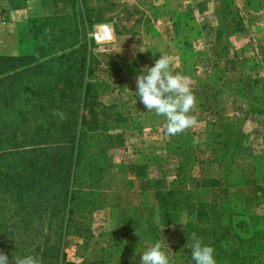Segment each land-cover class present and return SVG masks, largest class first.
Returning <instances> with one entry per match:
<instances>
[{
    "label": "rangeland",
    "instance_id": "374dc122",
    "mask_svg": "<svg viewBox=\"0 0 264 264\" xmlns=\"http://www.w3.org/2000/svg\"><path fill=\"white\" fill-rule=\"evenodd\" d=\"M84 1L86 10L91 11L95 19L103 21L94 24L89 34L96 44L90 53V63L94 67L92 79L97 94L92 108H88L99 114L96 117L103 129L87 131L84 137L80 160L72 167L75 172L74 199L71 203L67 199L62 213L51 209L54 199L46 196L57 191L55 184L50 191L46 184L49 183L47 176L59 177V164L52 167L51 174L39 172L41 163L36 167L24 164L29 169L21 171L18 184L27 190L20 191L19 188L20 195L15 191L13 166L8 167L9 182L5 185L6 190L0 193V253L7 255L8 264H15L17 258L28 255L39 258L41 264H119L121 254L137 257L127 264H139L141 254L160 241L170 264H195L188 255L195 233L202 245L214 248L216 264H250L251 257L253 263L257 264L258 260L264 263V0H231L230 5L225 3L227 0H195L198 10H211L205 13L207 22L210 24L211 21L219 31L212 39V30H207L205 38L212 45H206L211 50L202 61L203 67H207V75L203 73L202 78L220 81L224 93L234 94L224 109L215 108L212 106L215 92L210 91L212 86L208 83L210 96L202 107L206 113L200 115L207 122L214 121L219 131L221 129L223 137L215 141L228 143L229 152L223 155L225 162L211 164L208 161L205 166H199L198 162L208 156L197 150L191 151L190 137L185 131L172 137L168 135V140L173 139L172 144L184 155L181 161L150 164L141 170L124 162V159H131V153L140 152L143 147L136 143L144 131L143 119L133 110L132 95L136 93H132L133 89L122 91V68L117 73L104 68L108 63L114 65L113 52L107 58L101 57L100 50L108 48L109 43L96 37L95 33L105 32L107 26L117 36L118 41L112 39L116 45L119 42L135 48L144 41L148 43L147 37L142 38L143 25L149 22L146 7L140 0ZM169 2L173 9L180 8V0ZM20 3L15 0V4ZM64 4L70 9L52 15L79 13L80 6L72 0H66ZM41 16L51 15L29 19ZM5 21L0 20V25ZM159 47L161 51L157 49V55H166L171 60L177 57L171 44L163 41ZM171 71L177 74L180 70ZM226 78L228 83L223 82ZM123 135L128 140L120 145L118 142ZM149 147L156 150L153 143ZM229 155L231 159L227 166ZM242 179L243 184L236 185ZM33 180L38 184L31 189ZM129 183L141 189L143 196V227L136 243L128 241L130 236L125 233H118L122 205L120 189H126ZM160 195L168 204L180 205L182 210L200 198L215 203L218 210L213 213L205 208L201 219L197 215V218L191 216L188 211L186 215V209L177 216L174 211L168 212L170 207L159 206ZM42 196L48 201L41 205L35 199ZM33 203L39 207L37 212L31 210ZM66 221L71 233L64 236ZM226 226L234 227L233 234L226 230L224 235H218L217 230ZM237 248L241 253L232 256Z\"/></svg>",
    "mask_w": 264,
    "mask_h": 264
},
{
    "label": "trees",
    "instance_id": "16d2710c",
    "mask_svg": "<svg viewBox=\"0 0 264 264\" xmlns=\"http://www.w3.org/2000/svg\"><path fill=\"white\" fill-rule=\"evenodd\" d=\"M93 1L99 3L109 0ZM72 2L77 5L81 2L78 8L79 13L29 19L28 37L19 38V41H24L23 51L17 55L0 54V193L6 190L5 185L9 182L7 175L9 166H13L11 172L15 176V191L20 195V191L27 190L18 184L21 171L29 169L24 164L36 167L38 163H41L39 172L46 171L48 174L52 173V167L59 164L57 168L59 177L52 179L47 176L49 183L46 184L48 191L53 184L57 186V191L46 196L54 199L51 209L59 210L61 213L64 211L67 199L69 203L74 199L72 182L75 179V172L74 169L72 171V167H76L77 161L80 160V149L84 137L87 131L103 129L96 117L99 114L95 113L94 109H88L92 108L97 94L94 91L92 79L94 67L90 63V53L96 44L89 34L92 33L94 24L103 23V21L95 19L91 11L86 10L88 8L84 0H72ZM225 3L230 5L232 1L227 0ZM167 4L168 14L172 20L181 21L187 18L188 13L178 7L173 9L169 0ZM148 18L150 21L151 18ZM54 110L65 113L66 119L59 120L53 115ZM213 137L220 140L223 137L221 129L216 131ZM189 139L191 151L195 152L196 147L192 146V140ZM219 140L213 150L224 159L225 152H229L228 143L224 142L225 147ZM173 142V139L168 140L166 149L169 152L178 150L176 153L180 154L178 146H174ZM230 156L226 157L227 166ZM215 162L224 163L225 161H211V164ZM35 184L38 183L33 180L31 189L35 188ZM242 184L243 179L236 185ZM19 188L20 191H18ZM35 200L42 205L48 201V198L42 196L36 197ZM36 204L33 203L32 212L35 209L36 212L39 210ZM159 206H165L166 209L170 207L168 212L174 211L177 216L186 209V215L188 211L191 216L194 215L196 218L198 216V219L203 217L205 208L213 213L214 210H218L215 203H209L201 198L196 199L194 203H188L182 210L176 203L168 204L161 195ZM181 206L183 208L182 204ZM68 208L70 209L69 205ZM215 213L219 214V212ZM228 226L219 228L218 235H224L223 232L226 230L233 234L234 227ZM67 227L66 221L64 236L71 233ZM212 231L216 232V230ZM240 251L237 248L232 256H237L241 253ZM188 255L191 256V248L188 250ZM252 260L251 257L250 264H256ZM121 264H127V262ZM236 264L239 263L236 262ZM257 264L264 263L258 260Z\"/></svg>",
    "mask_w": 264,
    "mask_h": 264
},
{
    "label": "crops",
    "instance_id": "0c3cea01",
    "mask_svg": "<svg viewBox=\"0 0 264 264\" xmlns=\"http://www.w3.org/2000/svg\"><path fill=\"white\" fill-rule=\"evenodd\" d=\"M65 1L23 0L22 2L20 0V4H15V0H4L8 8L6 21L0 25V54L17 55L21 53L24 41H19V38L25 39L28 37L29 18L38 15L62 14L65 10L70 9L64 4ZM134 1L136 2L137 0ZM140 1L143 2L146 12L151 18L147 24L143 25L145 32L142 34V38L147 37L148 43L144 41L142 45L140 44L139 47L135 48H133L134 45L127 46L119 42L116 45L112 39L118 41L117 36L106 26L105 32L99 31L95 35L106 40V44L109 43L108 48L100 50L101 57L107 58L110 52H113L111 60L115 61V63L114 65L108 63L104 68L116 73L119 68H122L120 71V73L122 72L120 75L123 86L122 91H131L133 89L132 93H136L137 87H135L136 83L133 84V79L136 80L143 69L152 67L155 61L160 58L156 51L157 49L161 51L159 44L161 45L163 41L171 44L175 48L177 57L171 60L170 70L179 69L180 71H177V74L190 78L192 82L190 88L197 102L196 109L189 114L195 116L197 123H200V125H198L199 127L195 125L186 130L185 134L191 138L192 146H195L197 151H200L203 156H208L206 159L200 160L203 162L198 163V165L205 166L209 163L208 161H225L219 154H215L213 150L218 143L214 141L217 138L213 137L214 133L219 129L218 126L216 127L212 120L207 122V120H203V117H200V115L204 116V113H206L205 110H202V107L204 108V104H206L204 101L207 100L208 95L210 96L209 91H207L209 88L208 83L212 86L210 91L215 92V100H212V103H215L212 106L215 108L224 109L225 103L234 97L233 92L224 93V88L219 84V80V82H214L208 78L207 80L202 78L203 73L207 75V67H203L202 61L205 60L204 56L210 55L208 51L211 50L206 48V45H212L205 38L207 30H212V39L218 35L217 32L219 33L216 27H213L211 21L210 24L207 22L208 15H205V13L211 10H198L195 0H180V10L188 13V16L181 21H175L168 14L167 0ZM214 16H216V13H214ZM124 41L125 39H122V42ZM134 49L136 51H133ZM119 57L122 58L119 60ZM225 80L222 81L229 82L228 78ZM132 96L133 104L136 101L135 105H133V110H135L136 115L143 119L142 124L144 125V131L139 139H136V143L139 142V145H143V147L140 148V152L134 151V153H131V159H124L125 164L135 170H141L150 164H171L172 161H181L183 159L181 154L169 152L166 149L169 136L166 132L165 118L157 116L154 112L147 111L137 94ZM205 109L207 110L208 108L206 107ZM213 126L216 128L213 129ZM127 140L128 138L123 135L118 143L123 145ZM151 143L156 146L154 148L156 150H150L149 144ZM120 190L122 205L121 225L118 228V233H125L130 236L128 241L136 243L135 239L138 238L143 227L142 190L132 187L130 183L126 189ZM135 258L137 257L121 254L119 255L121 260L119 264L131 262V259Z\"/></svg>",
    "mask_w": 264,
    "mask_h": 264
},
{
    "label": "clouds",
    "instance_id": "9594fccd",
    "mask_svg": "<svg viewBox=\"0 0 264 264\" xmlns=\"http://www.w3.org/2000/svg\"><path fill=\"white\" fill-rule=\"evenodd\" d=\"M170 64V57L160 55L152 67L143 69L136 78V94L147 111L165 118L166 132L172 137L197 124L195 116L189 114L196 109L197 102L190 88L192 83L190 78L173 74ZM53 115L61 121L66 119V114L60 110H54ZM192 236L191 257L195 264H216L214 248L202 245L195 233ZM162 248L160 241L154 243L141 254L139 264H170ZM8 261L7 255L0 253V264H8ZM15 264H41V261L35 256L28 255L17 258Z\"/></svg>",
    "mask_w": 264,
    "mask_h": 264
},
{
    "label": "built area",
    "instance_id": "2783aa9c",
    "mask_svg": "<svg viewBox=\"0 0 264 264\" xmlns=\"http://www.w3.org/2000/svg\"><path fill=\"white\" fill-rule=\"evenodd\" d=\"M7 5L4 0H0V20L6 19Z\"/></svg>",
    "mask_w": 264,
    "mask_h": 264
}]
</instances>
